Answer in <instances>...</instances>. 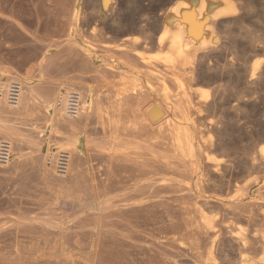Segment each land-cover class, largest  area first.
Wrapping results in <instances>:
<instances>
[{"label":"rangeland","instance_id":"374dc122","mask_svg":"<svg viewBox=\"0 0 264 264\" xmlns=\"http://www.w3.org/2000/svg\"><path fill=\"white\" fill-rule=\"evenodd\" d=\"M175 1L113 0L107 14L100 9L99 0H0V83H16L22 91L27 84L37 98L50 101L58 92L67 95L70 89L66 92L61 84L70 81L74 83L70 92L76 90L80 97L82 88H89L86 90L91 91L100 111L80 124V162L72 171L76 158L70 152L68 172L62 177L54 169V159L44 162L52 168L51 177L41 168L43 154L61 149L59 142L48 138L44 109L33 106L34 111L16 116L18 120L7 115L12 117L8 126L15 128L17 135L15 141L0 136V142L11 145L10 160L0 165V264H264L259 250L264 244V157L259 153L264 147V35L260 37V32L264 33V0H258L260 4L250 0L249 5L255 3L254 9L250 8L254 15L240 11L249 6L247 0H227L237 14L244 13L240 24L242 31H249L245 32L248 38L239 35L236 46L242 65L237 88L242 105L235 117L230 111L231 116L228 114L227 106L224 116L220 112L205 114L208 119L201 123L208 129L211 122L209 129L205 128L206 136L209 134L205 143L211 144L198 148L193 165L164 150V136L158 130L165 127L164 123L158 128L140 124L154 95L151 91L155 82L142 77L145 69L139 54L157 64L156 56L165 52L143 46V38H157L162 17ZM260 18L263 21L259 22ZM228 26L224 32L219 28L224 52L218 51L223 55H230L226 50L230 47L235 50L231 44L235 35ZM254 39L258 40L254 43L257 50L252 47ZM87 46L91 49L88 52ZM219 52H209L211 63L196 58L202 73L207 66H217L214 56ZM215 65L210 75L216 74ZM219 77H207L208 81L197 78V87L207 89L209 102L228 84L227 77ZM222 141L231 148H219ZM210 157L213 161L209 162L206 158ZM247 162L249 171L244 170ZM215 164L226 177L224 182L230 180L232 185L218 184L220 187L214 188L208 185L216 181H203L210 179ZM204 165L213 170H204ZM199 209L206 210V218L213 216L217 224L220 221L219 227L215 223L219 230L223 227L220 232L224 240L219 237L223 245L211 256L212 238L191 232L202 223ZM192 226H196L194 230ZM195 245L202 256L195 253ZM243 250L248 253L243 254Z\"/></svg>","mask_w":264,"mask_h":264},{"label":"bare ground","instance_id":"6f19581e","mask_svg":"<svg viewBox=\"0 0 264 264\" xmlns=\"http://www.w3.org/2000/svg\"><path fill=\"white\" fill-rule=\"evenodd\" d=\"M260 1L258 2V0H257V3L260 4ZM114 2H115V0H114ZM114 2H113V0H99L100 7H101L100 9L102 10V12H106L110 8H112V6L114 5L113 4ZM249 2H250V0H247V2L245 4L248 3V5H249ZM252 3L249 6L244 4L247 7H245L244 9H243V7H241L240 11L242 10V12H244L246 15H248L250 13V8H252V5L255 4V3H253V4ZM241 6H242V3H241ZM262 6L264 7V4ZM256 7L258 8L260 6L257 5ZM252 9H254V8H252ZM257 12H259V11H257ZM99 13L101 14V12H99ZM106 13L109 14V12H106ZM244 13H241V15L237 14V12L235 11V6L227 0H176L173 3L172 7L169 8V10L166 12L164 17H162L161 30H160V33L158 34L157 38L154 39L151 36H146V37L144 36L145 38H143V43H142L143 46L155 47L158 50H161V51L164 50L165 52L163 54H159L156 56V60L158 61L157 64H153L152 62L148 61L145 57H143L141 54H139L140 55L139 60L142 63V65L144 66L143 68L145 69V72L142 73V75H143L142 77H145L146 79L154 80L153 82H155L154 85L152 84L154 89L151 91V94L152 95L154 94L155 96L153 95L149 105L146 106L145 111L142 113L140 124H141V126H144L146 124L147 127H150V128L157 127L158 128L159 126H161L162 123H164L163 125H165V127L161 126L158 129L159 132L161 134H163V136H164V138H163V140L165 142L164 143L165 144L164 150L169 151V153H171L173 158H175V159H181V161H184V162L189 161L191 165H193L195 163L194 160L196 158V153L198 152L197 151L198 148H201V146H203L204 144L207 145V143H205V141H207V139L205 138L206 133H207V131L205 130L206 126L204 127V124L201 123L203 120L208 119V118H206L207 116H205V114L207 115L209 112L217 114L216 112H218V113L220 112L223 115L224 114L223 111H225V110H223V108H225L227 106L228 109H227V107H226V109L228 111V114L231 112V114L234 115V117L238 115L237 112L239 111L240 106L242 105L241 104V95L239 93L241 91L240 90H239V92L237 91V88H239V84H238L239 74H240L239 68H241L242 65L239 66V62H238L239 56H237L239 54H238V52H236V50L238 49L236 46H237L238 42L240 41L239 40L240 38L239 39H237V38L242 36L243 34L245 36V32L249 33L248 30L247 31L245 30V32L242 31V26H241L242 23L240 24L241 18L244 16ZM250 14H253V12H251ZM253 15H250V16L252 17ZM256 15H257V13H256ZM101 18H102V15H101ZM261 18L264 20V17L261 16ZM262 19L261 20L257 19V20L259 22H261V21H263ZM242 20H244V19H242ZM245 20H247V19H245ZM262 23L264 24V22H262ZM245 24H246V22H245ZM257 24H259V23H257ZM228 25L229 26L231 25L232 29L229 28ZM227 26L229 29L232 30L231 32L234 33L233 35H235L233 38L231 37L232 38L231 44L234 45L233 48L235 50H233L232 47H230V49L229 48L226 49V50H229L230 55H228V54L223 55V53H221V52H224L221 49V46L223 45V43H221L222 42L221 41L222 35H220V37H221L220 38L219 37V32H220L219 28L223 29ZM261 26H263V25H261ZM256 27H260V26H256ZM256 29L258 30V28H256ZM143 32H144V30H143ZM221 32H224V29H223V31L221 30ZM241 32H243V33L241 34ZM252 32H250V33H252ZM229 33H230V30H229ZM145 35H147V34H145ZM224 35H225V33H224ZM231 35H232V33H231ZM260 35H261L260 37H262L264 35V33L261 34V32H260ZM227 36H228V34H227ZM227 36H225V37H227ZM229 36H230V34H229ZM256 36L258 37V35H255V36L253 35L254 38ZM248 37H249V34L246 38H248ZM256 39H259V38H256ZM256 39H254V42L252 40V47H254V43L256 41H258ZM248 40L251 41V37ZM248 40H247V42H249ZM259 43H261V42H259ZM259 43L257 46H259ZM246 44L248 45V43H246ZM229 45H230V43H229ZM248 46H250V45H248ZM262 46H264V43H262ZM262 46L260 45L259 47L261 48ZM238 47H240V46H238ZM219 49L221 50V52L218 51ZM231 49L233 51H230ZM89 50H91V49L87 46L86 51L88 52ZM258 50H259V48H258ZM216 51L220 53V54L217 53L218 55L216 54L214 56L215 62L217 63V66L214 63V65L216 66L214 68V69H216L215 70L216 72L214 71V69H213V71L216 74H214L212 71L211 72H212V74L215 75L216 78H218L219 76L227 77L228 84H227V86H225L226 87L225 90L223 89V91H222L220 89L221 92H220L219 96L216 95V96H218V98H214V100L209 102L208 98H207L208 97L207 89L202 88V87H197V84H198L197 78H200V77H201L200 79L206 78V81H208L209 78H212L214 75H210L209 71H210L211 67L214 65H212L211 67L207 66V69L205 68L206 72L204 71L205 73H202L203 67L201 68V65H200L201 62L199 64H197V63H195V60H196V58L197 59L202 58L203 60L207 59L211 63V61L208 59L210 57L209 52H215L216 53ZM228 56H230L231 58L228 59ZM212 58H210V59H212ZM137 59H138V57H137ZM212 61L214 62V60H212ZM220 61L224 62V66L221 67V65H219ZM140 62H139V64H140ZM204 64L206 65L205 62H204ZM207 65H208V63H207ZM159 66L161 69H159ZM254 67H255V65H254ZM240 70H242V69H240ZM251 71H252V69H251ZM259 73H261V72H259ZM259 73H258V75L260 76ZM254 74H257V73H254ZM261 76H263V75H261ZM207 77H209V78L207 79ZM251 77H253V74H251ZM9 78L12 80L14 79V77H12V76H10ZM260 78H262V77H260ZM240 80H242L241 77H240ZM215 81H214V83H215ZM221 81H222V79H221ZM64 82L61 85L66 90V92H68L69 89L71 91L72 88L74 87V83H72L70 81H68V82L66 81L67 83L66 82L64 83ZM217 82H219V81H217ZM6 84L0 83V96H1L0 97V125H2V126H0V136L1 137H7V138H9V140L10 139H12L14 141L16 140L15 138L17 135V133H16L17 130L15 128H11L8 126L9 122L12 121L11 120L12 117H8L7 115H10V116H13L16 118V116L23 115L25 112H28L29 110L34 111L35 108H38V107L41 108L42 107L44 109V118H45V124H46L45 126H46V131L48 133V138L51 141H57L61 144L60 148L62 150L60 149L58 151V153L59 152H65L68 155H71L70 152H72L73 156H75V158H76V161L74 163H72L71 169H72V171L75 170L76 165H78L80 162V155L83 151V142L81 141V139L79 137H77L79 134L78 131H79L80 124L84 123V119L87 118V116H89L90 114L91 115H94V114L99 115V113H100L99 108L97 107V105L95 104V102L93 100V95H92L91 91H87L89 88L87 89V87H86V89H87L86 90L82 86L83 90L81 92L82 93L81 97L78 93L75 92L76 90L73 89L74 92L78 95L79 106H78L77 111L79 110V113H76L77 114L76 117H70L67 114V102H68V95L71 93L70 91L67 95L58 92V95L56 97L54 95L53 96L54 98H52L50 101H42L35 96L33 89L29 85L23 83L24 84L23 85V91L20 89L21 93H19L17 104L14 107H11L7 104V97H6L10 83L7 84L8 86ZM237 84H238V86H237ZM244 84H246V86H247V83H244ZM259 84H261V83H259ZM259 84H257V85H259ZM75 85H78V84H75ZM257 85H256V87H257ZM262 85H263V83H262ZM78 89H80V87ZM247 89H250L249 86ZM194 98H195V100H194ZM158 99H160V100H158ZM115 111L117 112L118 109ZM215 114L214 115L211 114V115L216 116ZM225 114H226V111H225ZM168 115H172L171 116L172 118L169 117L170 118L169 119ZM227 117H228V115H227ZM228 119H229V117H228ZM15 120H18V119L16 118ZM210 121H212V120H210ZM208 122H209V120H208ZM143 123H145V124H143ZM210 123L208 125L209 127L211 125ZM230 125L233 126L232 124H230ZM209 127H208V129H209ZM212 127H213V125L210 128L211 130L213 129ZM216 127H218V126H216ZM232 129L233 128H231V130ZM214 130H215V127H214L213 131ZM227 131H229V130H227ZM209 132L211 133V131H209ZM227 133L228 132H226L225 135ZM222 134H221V136H222ZM208 135L206 137H208ZM225 138H227V136ZM228 138H229V136H228ZM208 139H210V136ZM221 139H222V137H221ZM228 140H231V139H227V141ZM227 141H225V142L222 141V142H224V144H222L224 146L218 144L219 143L218 142L217 143L218 147L220 146L219 148H225V146H227L228 142H232V141H228V142ZM208 143H209V141H208ZM210 144H208V145H210ZM214 146L216 147L217 145H214ZM228 147H230V145H228L226 148L228 149ZM206 150L209 151V149H207V148H206ZM207 151H205V152H207ZM223 151H225V150L223 149ZM231 151L232 150L228 151L229 152L228 154H230ZM201 153H203V152L201 151ZM233 153H235V152H233ZM259 153L264 157V147L260 148ZM56 154L55 153L43 154L44 156L42 159L41 168H42L43 174L47 177L52 176L51 175L52 174L51 173L52 168H48L44 162H46L47 160L51 161V159L53 160L55 158ZM209 156H211V155H209ZM211 158L212 157L206 158V160H208V161L212 160L213 161V158L212 159ZM249 158H251V157H249ZM249 158H248V160H249ZM163 160H165V159H163ZM249 161H251V160H249ZM177 162H180V161L177 160ZM174 163L175 162H172L173 165H174ZM164 164H166V167L171 165L170 163H165V162H164ZM235 164L236 163H234V166H235ZM246 164H248V162ZM181 165H182V163H181ZM183 165H185V164H183ZM215 165H212V166H214V170L210 166H208V169L210 167L213 170V171H211L209 169L212 172V175L209 172V174L211 175L210 179L213 176V179H217V180L212 179L213 180L212 181V180L208 179V180H203V181H206L208 184H210V181L212 183L214 181H216L213 184L208 185V186L214 187V188L219 186V185L222 187V184L223 185H227V184L230 185L232 182L229 179H227V180H229L228 182L227 181L224 182L225 181L224 178H226V177L221 174L222 170H219L221 168H218V165H216V166ZM227 165L228 164H226V166ZM249 165H250V162H249L248 166H246V165L244 166L245 167L244 170L249 171V169H250ZM162 166L165 167V165H162ZM228 166L230 167V165H228ZM234 166H233V168H234ZM171 167H172V165H171ZM175 167H177V166H175ZM204 167H205V165L202 168L204 169ZM252 167H251V169H252ZM168 168H170V167H168ZM172 168H174V166ZM183 168H186V165ZM228 168H226V169L228 170ZM254 168H255V166H254ZM205 169L208 170L206 167H205ZM237 169H238V166H237ZM166 170H167V168H166ZM195 170L196 169L194 167L192 173H194ZM240 170H241V168H240ZM232 171H234V169ZM237 171L235 170L236 174H237ZM182 172H184V171H182ZM179 173H181V172H179ZM198 174H199V172H198ZM236 174H235V176H236ZM240 174H241V172H240ZM191 176H193V175H191ZM198 176H197V178H198ZM201 176H202V174H201ZM222 176H224V177H222ZM235 176H232V178ZM203 177H204V174H203ZM236 178H239V177H236ZM236 180H238V179H236ZM236 180H235V182H236ZM197 181H198V179H197ZM203 181H202V183H204ZM197 209H198V206H197ZM197 209L195 208L196 211H197ZM199 210L201 212L200 215L203 214L202 223H201V225H199V223H198V226L196 224V226H197L196 231H191V230H194L196 227L195 226L193 228V226H192L193 229L189 230L188 232L191 231L192 234L198 233V234L203 235L204 237L208 238V240H211L210 238H212L211 243H209L210 244L209 255L211 256L212 252L219 250V248L223 245L222 240H224L223 239L224 235L222 236L221 233H223V232H220V231H223V227L219 230L217 227H219L220 221L218 220L219 221L218 224L216 222H213V216H212L211 219L209 218L214 223V224H212V222L208 218H206L207 215H205L206 213H204L206 210L205 211H203L201 209H199ZM198 220L200 221L199 218H198ZM187 221L188 220H186V222ZM188 224H190V223H188ZM191 224L194 225L195 223L193 224V221H192ZM233 226H235V225H233ZM229 230H227V231H229ZM231 233L233 234V232H231ZM241 233L238 235H241ZM219 237H221L222 240H220ZM246 237L247 236H245V238ZM232 238L234 239L235 236H233ZM238 238H240V236ZM241 238H242V236H241ZM235 239L237 240V238H235ZM238 240H239L238 244H240V245H241L240 241L241 240L244 241L243 238L241 240L240 239H238ZM246 241H247V238H246L245 242ZM263 241H264V239H263ZM194 247H197V245H195ZM239 247H242V245ZM258 247H257V251L260 248L259 250H261L263 252L262 253L260 251L262 253V258H263V256H264V244L261 247H259V248ZM245 248H246V245H245V247H243V249H245ZM251 248L253 249V247H251ZM238 249H242V248H238ZM247 249H248V244H247ZM244 251H246V250H243L241 252L243 253ZM247 251L249 252V249ZM241 252H240V254H242ZM195 253H197L198 256H202L201 252H199L198 247L196 248ZM197 255H196V257H198ZM260 261H261V259H260ZM263 263H264V258H263Z\"/></svg>","mask_w":264,"mask_h":264},{"label":"built area","instance_id":"2783aa9c","mask_svg":"<svg viewBox=\"0 0 264 264\" xmlns=\"http://www.w3.org/2000/svg\"><path fill=\"white\" fill-rule=\"evenodd\" d=\"M20 93V86L16 83L10 85L7 92L8 104L13 106L16 104ZM79 106L78 95L72 92L68 95L67 114L70 117L76 116ZM57 153V154H56ZM54 158V169L58 176H65L68 172L69 157L65 152H56ZM11 157V145L9 142H0V165L4 166L8 163Z\"/></svg>","mask_w":264,"mask_h":264}]
</instances>
